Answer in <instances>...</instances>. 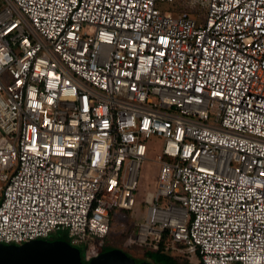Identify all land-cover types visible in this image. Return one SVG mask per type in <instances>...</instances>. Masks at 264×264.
<instances>
[{"label":"built area","instance_id":"2783aa9c","mask_svg":"<svg viewBox=\"0 0 264 264\" xmlns=\"http://www.w3.org/2000/svg\"><path fill=\"white\" fill-rule=\"evenodd\" d=\"M154 149L123 247L264 264V0H0V245L88 264Z\"/></svg>","mask_w":264,"mask_h":264},{"label":"water","instance_id":"95a60500","mask_svg":"<svg viewBox=\"0 0 264 264\" xmlns=\"http://www.w3.org/2000/svg\"><path fill=\"white\" fill-rule=\"evenodd\" d=\"M0 264H83L80 250L64 240H35L21 245H0ZM88 264H151L136 263L119 250H104Z\"/></svg>","mask_w":264,"mask_h":264},{"label":"rangeland","instance_id":"374dc122","mask_svg":"<svg viewBox=\"0 0 264 264\" xmlns=\"http://www.w3.org/2000/svg\"><path fill=\"white\" fill-rule=\"evenodd\" d=\"M155 152L156 149H154V151L149 154V159L145 161L142 165L141 175L139 179L140 184L138 188V197L133 211L127 213H124L122 211L113 212L111 233L107 239V245L110 247H116L118 249H121L122 251H130L129 249L123 247L125 241L124 234L127 235V231L130 228L127 229L125 232L124 230L126 229V227H131L132 225L138 224L140 221L143 220L145 215V207L143 205L144 195L147 191H152L156 188L155 185L157 180L158 167L153 161ZM50 239L66 241L67 237L65 232L59 231L51 235ZM183 254L185 256H175V258L180 262L187 260L191 264H199V259H197L195 254L187 252H184ZM135 257L141 258V256L139 255H135Z\"/></svg>","mask_w":264,"mask_h":264},{"label":"trees","instance_id":"16d2710c","mask_svg":"<svg viewBox=\"0 0 264 264\" xmlns=\"http://www.w3.org/2000/svg\"><path fill=\"white\" fill-rule=\"evenodd\" d=\"M110 233L111 230L109 232L108 237L110 236ZM134 234H135V227H132L127 231V235L124 234L125 235L124 237L126 238L130 236L133 238ZM53 240L56 239H50V237L47 239V241H53ZM178 247L179 246H175L174 248L173 246H171L169 240L167 239V236L164 235L157 247H143L136 245L135 243H132L129 246L130 251H122L121 249H118L116 247H110L108 245L106 246L105 250H109V249L119 250L124 254H126L128 257L132 258L133 260H135L134 258L135 255L141 256L139 261L135 260L136 263H139L140 261L144 260L150 263L152 262L151 264H191L187 260L180 262L175 258V256H181V257L185 256L184 254L177 252ZM194 254L196 255L197 259H199L198 252H195Z\"/></svg>","mask_w":264,"mask_h":264},{"label":"flooded vegetation","instance_id":"af4514ba","mask_svg":"<svg viewBox=\"0 0 264 264\" xmlns=\"http://www.w3.org/2000/svg\"><path fill=\"white\" fill-rule=\"evenodd\" d=\"M136 261H139L140 258L134 257Z\"/></svg>","mask_w":264,"mask_h":264}]
</instances>
